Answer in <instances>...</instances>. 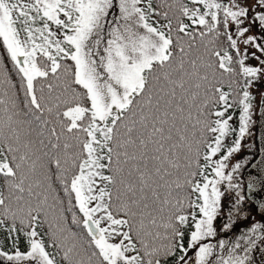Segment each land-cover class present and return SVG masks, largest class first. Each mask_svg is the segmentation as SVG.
Returning <instances> with one entry per match:
<instances>
[{"label":"snow or ice","instance_id":"6c2138e0","mask_svg":"<svg viewBox=\"0 0 264 264\" xmlns=\"http://www.w3.org/2000/svg\"><path fill=\"white\" fill-rule=\"evenodd\" d=\"M257 103L264 0H0V264H264Z\"/></svg>","mask_w":264,"mask_h":264},{"label":"water","instance_id":"95a60500","mask_svg":"<svg viewBox=\"0 0 264 264\" xmlns=\"http://www.w3.org/2000/svg\"><path fill=\"white\" fill-rule=\"evenodd\" d=\"M254 140L257 154L252 160V162L259 164V162L264 161V106H261L260 104L258 106V111L256 114ZM257 171V169L248 167L244 171V176L248 177L249 174H254ZM251 198L252 197L249 196V199Z\"/></svg>","mask_w":264,"mask_h":264},{"label":"rangeland","instance_id":"374dc122","mask_svg":"<svg viewBox=\"0 0 264 264\" xmlns=\"http://www.w3.org/2000/svg\"><path fill=\"white\" fill-rule=\"evenodd\" d=\"M251 34V33H250ZM259 93H257L256 100L259 101ZM259 103L254 107L253 109V115H252V121L250 123L249 132L243 139L242 144V151L240 153L241 157H247L250 161L254 159V157L257 154L255 140H254V134H255V120H256V114L258 111ZM246 201L245 203H247ZM225 204L227 205V200L225 201ZM256 219V217H254ZM259 254H256V259L259 260Z\"/></svg>","mask_w":264,"mask_h":264},{"label":"trees","instance_id":"16d2710c","mask_svg":"<svg viewBox=\"0 0 264 264\" xmlns=\"http://www.w3.org/2000/svg\"><path fill=\"white\" fill-rule=\"evenodd\" d=\"M247 201V200H246Z\"/></svg>","mask_w":264,"mask_h":264}]
</instances>
